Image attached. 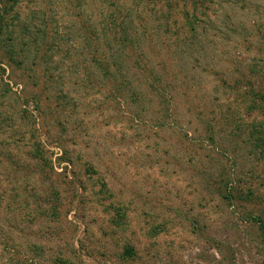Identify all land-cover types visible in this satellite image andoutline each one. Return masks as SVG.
Returning <instances> with one entry per match:
<instances>
[{
	"label": "rangeland",
	"instance_id": "374dc122",
	"mask_svg": "<svg viewBox=\"0 0 264 264\" xmlns=\"http://www.w3.org/2000/svg\"><path fill=\"white\" fill-rule=\"evenodd\" d=\"M177 1L144 20L157 95L116 44L102 43L107 73L89 61L97 0H18L15 26L44 29L49 50L37 65L35 30L0 35V264H264V161L235 131L251 118L227 87L260 54L238 51V20L264 49V12L206 0L193 67L171 44L175 9L192 2ZM34 128L53 163L43 171L26 156Z\"/></svg>",
	"mask_w": 264,
	"mask_h": 264
},
{
	"label": "trees",
	"instance_id": "16d2710c",
	"mask_svg": "<svg viewBox=\"0 0 264 264\" xmlns=\"http://www.w3.org/2000/svg\"><path fill=\"white\" fill-rule=\"evenodd\" d=\"M69 1V0H65ZM74 1V0H73ZM82 4H87L88 0H80ZM93 1L95 4L96 0ZM97 14L94 15V19L98 21L97 24L100 26L92 30L89 26L85 29L87 31H92L94 40L97 42L96 49L93 51V56L89 59L96 65V68L104 73L108 72L110 67V60L107 52H103L102 43L112 42L120 47L122 54L124 55L123 61L129 60V63L139 69L141 74L145 73L147 88H151L152 92L157 95L161 94L164 86L160 85L162 81L161 76H155L157 73H153V68L149 66L148 60L144 57L142 49V44H146L145 52H158L155 50V42L151 41L148 37L146 26L144 20L147 15L151 13H158L157 6L165 5L168 7L167 12L173 11L176 7L177 0H97ZM175 1V2H174ZM206 0H192L190 7L183 8L180 5L178 9H175L178 14L181 15L182 24L178 26L174 34L173 52L177 51L180 58L190 56L189 60L195 62L193 67H197L200 64L197 63L199 59H202L205 52V43L207 41V32L210 25V18L207 10L209 6L204 4ZM18 0H0V35L8 34V40H13L15 34L20 35L21 33L28 35L30 37V28L35 30V40L26 42V44L34 46L35 48V60L38 65L42 61L49 50L47 41H41L42 44H37V39L40 36L44 37L45 30H39L35 26L28 25H18L15 26V21L19 19V15L14 11V7L17 6ZM264 0H238V10L249 11L254 9L255 12H264ZM174 4V5H173ZM178 6V4H177ZM189 9V10H188ZM167 12H160L157 15V20L167 18ZM90 16V15H89ZM92 16H90L91 18ZM93 19V20H94ZM253 23L258 27L261 22L258 20H252ZM259 22V24H258ZM160 24H158V27ZM18 27V28H17ZM19 29V30H18ZM143 38V41L141 39ZM205 36V37H204ZM251 36L253 33L244 26L243 22L238 20V51H249L250 49H256L259 55H252L247 59L241 58L237 65H234V78L233 80L227 81V87L231 89L234 93L235 106L238 108V114L244 113L246 116L250 117V122L240 121L236 124V132L243 133L245 143L248 146H252L255 149L257 157L264 161V49L256 47L255 44H251ZM46 39V38H45ZM264 41V39L262 40ZM180 44V45H179ZM185 45L184 46L181 45ZM48 47V48H47ZM167 47V44H165ZM10 61H15L13 56L10 54ZM18 64L21 60L17 61ZM230 65L228 62H225ZM120 64V63H119ZM231 66V65H230ZM159 71H163V63L161 64ZM233 67V66H232ZM37 70V68H36ZM144 75V74H143ZM42 78V76H41ZM156 82V83H155ZM24 110H21L23 112ZM231 130L232 127H231ZM230 130V131H231ZM37 130L34 128L30 138L32 142L30 144V150L26 152L29 161H34L38 166L41 167L43 171L46 165L52 168V160L45 153L42 147L41 141L39 140ZM60 160H65L66 158L60 157ZM55 206L52 205L51 208ZM17 258V253L14 251L8 258L10 261ZM23 262L28 263V261L23 260ZM31 264V263H30Z\"/></svg>",
	"mask_w": 264,
	"mask_h": 264
}]
</instances>
